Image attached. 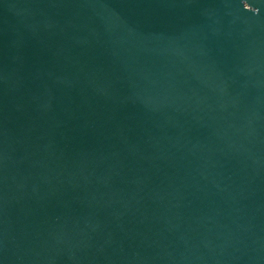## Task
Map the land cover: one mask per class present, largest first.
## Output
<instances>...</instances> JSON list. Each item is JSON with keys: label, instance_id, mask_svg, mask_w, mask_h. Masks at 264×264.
Wrapping results in <instances>:
<instances>
[{"label": "water", "instance_id": "obj_1", "mask_svg": "<svg viewBox=\"0 0 264 264\" xmlns=\"http://www.w3.org/2000/svg\"><path fill=\"white\" fill-rule=\"evenodd\" d=\"M0 264H264V0H0Z\"/></svg>", "mask_w": 264, "mask_h": 264}]
</instances>
